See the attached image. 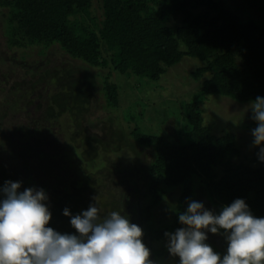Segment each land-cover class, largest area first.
Instances as JSON below:
<instances>
[{"label": "trees", "instance_id": "trees-1", "mask_svg": "<svg viewBox=\"0 0 264 264\" xmlns=\"http://www.w3.org/2000/svg\"><path fill=\"white\" fill-rule=\"evenodd\" d=\"M99 3L93 9V0H0L7 47L41 49V59L35 64L13 59L11 63L20 69L18 76L8 71L15 81L7 87L5 98L0 99V187L11 180L22 182L20 191L29 187L44 189L52 212L47 226L53 224V229L61 233L78 234L63 210L67 207L75 215L81 213L80 209H88L85 204L91 199L87 195L92 189L89 185L93 173L74 170L77 183L70 187L65 183L62 190L57 188L58 182L51 180L59 179L55 175L60 167L48 140L52 142L59 135L54 130V125H59L58 130L73 141L68 144L69 153L81 156L79 160L75 154L82 170L83 155L91 149L74 146L77 140L97 150V169L124 172V178L133 177L137 170L146 171L143 187L135 185L133 193L126 190L120 201L127 204L131 198L133 206L138 203L132 212L133 220L145 227L146 239L142 240L148 248L165 238V232L182 227L178 215L186 210L189 200L204 204L207 201L219 212L222 206L243 198L253 215L264 217V162L258 159L259 148L255 147L248 160L238 159L236 134L215 135L204 123L203 107L212 95L227 96L240 103L264 97V0H236L234 4L230 0ZM60 53L65 54L64 60ZM1 54L3 64L11 61ZM185 57L201 61L191 71L200 83L198 91L179 110L177 141L146 132L140 126L131 131L139 146L154 148L147 169L128 158L118 159L121 167L112 158L99 156L101 149L111 147L107 136L96 133L78 138L91 114L98 78L103 81L106 105L119 108L122 87L111 80L114 71L156 82ZM107 68L110 70L104 73ZM128 114L129 119H135L134 114ZM22 131L29 137H20ZM112 132L110 129L106 133L113 137ZM129 144L134 148L132 142ZM119 148L115 147L116 157L123 151ZM69 153L65 151V156ZM34 158L39 159V169L49 175L48 180L34 179ZM50 161L55 165L51 167ZM169 192L175 199V204L169 206L174 223L166 230L155 229L151 223L154 210L170 197ZM132 197L137 198L136 202ZM164 251L165 247L152 249L154 260L158 261Z\"/></svg>", "mask_w": 264, "mask_h": 264}, {"label": "rangeland", "instance_id": "rangeland-1", "mask_svg": "<svg viewBox=\"0 0 264 264\" xmlns=\"http://www.w3.org/2000/svg\"><path fill=\"white\" fill-rule=\"evenodd\" d=\"M236 0H230V3L234 4ZM100 5L99 0H93V9ZM236 7V6H235ZM1 11V10H0ZM101 12L100 10H98ZM3 12H0V53L1 56L8 60L10 57V62L3 64V61H0V99L5 98V94L7 93V87H11L12 82L15 81V78L12 79V75L18 76L20 69L16 67L15 64L11 62L13 59H17V61H26V63L35 64L38 60L41 59L39 55L40 48H14L13 50L7 47V38L4 33V23L2 15ZM5 53V54H4ZM62 59L64 60L66 57H63L65 54L60 53ZM64 54V55H62ZM59 55H56L55 59H58ZM65 63V66L68 65ZM201 61L199 59L193 57H185L179 64L172 66L168 69L166 74L159 81H150L146 82L136 76H130L121 74L119 72L114 71L112 74V79L121 85V104L119 108H111L106 105V100L103 89V81L101 78L97 79V90L92 94V106L91 114L88 115V112L85 111L84 115L87 116L83 125L84 129L80 131L78 138L85 139L89 136H92L96 133L99 135H104L106 137L107 144L111 145L109 149H101L102 151L99 156H103L104 158L110 157L113 159L114 164H119V166L123 167L120 163V160L130 159L131 161L137 162V166H144L145 169L148 168L149 162L152 160L154 156V148L152 146H139L135 138L132 136L131 131L134 127L140 126L142 130L146 132L159 133L166 135L169 139H174L177 141V129L180 127L179 122V110L183 106L184 102L192 97V95L198 91L199 83L196 81L192 75L191 71L199 66ZM110 69L107 68L103 72L107 73ZM13 73L10 75L9 73ZM23 73V72H22ZM8 74L10 76H8ZM13 80V81H12ZM4 88V90H3ZM1 89L3 91H1ZM3 95V96H1ZM18 95V94H16ZM5 100V99H2ZM251 102L240 103L236 100L231 99L227 96L222 95H212L209 100L204 104V123L209 125L212 129V132L215 135H221L226 132H233L237 136V147L240 151V155L238 159L248 160L251 157L253 150L255 147L252 144L253 137L251 135V130L256 127V123L251 119ZM125 108V109H124ZM124 109V110H123ZM123 111V112H122ZM144 113L143 115H138V113ZM134 114L135 118L133 120L129 119V114ZM138 116H137V115ZM136 115V116H135ZM84 116V117H85ZM129 120V121H128ZM55 124V123H54ZM59 126V125H58ZM57 125H54L55 133H59L56 137H53L52 142L48 140L49 148L54 149L53 155L55 160L58 162L60 170L57 172V176L59 179L56 180L54 177L53 181L58 182V187L62 190L65 186L70 187L77 183L78 176L76 175L78 172L85 173H93L92 183L89 185L92 187L89 194L87 196L91 197L90 202L85 205L97 203V206L100 208V215L106 216L108 213L112 211H122V214L129 213L130 210H133L136 205H132L128 199L127 204L125 201H120V197H124L126 190L129 193H133L134 186L138 185L139 187H143L145 182V174L146 171H134V176L131 178H124V172L117 173L116 170H112L110 172L104 167H100L97 169L96 166L99 165L97 160L100 157H97V150L91 148L86 143L83 145L80 144V140L74 142V146L91 149L88 155L84 154L83 158V166L82 170L81 164L79 160L81 156H79L76 152L69 153L71 150L70 146H68L70 140L64 132L58 130ZM105 128V129H104ZM113 129L112 132L113 137L107 135V130ZM23 139H26V135L22 131L18 134ZM28 136V135H27ZM19 137V138H20ZM29 137V136H28ZM117 140H113V138ZM18 138V139H19ZM36 139V137H35ZM121 139V140H119ZM133 143L134 148L129 144V142ZM73 142V141H72ZM21 143V141H19ZM73 144V143H72ZM119 148L121 154H118L116 157V150ZM86 148V149H87ZM66 149V150H65ZM84 149H82L83 152ZM52 151V150H51ZM65 151L69 154L65 156ZM52 153V152H51ZM105 153V154H104ZM140 154V155H139ZM5 156V154H4ZM75 156V157H74ZM128 156V157H127ZM68 158L67 162L65 161ZM48 162V160L46 161ZM39 159L34 158L32 162V174L34 179H37L42 182L43 178L49 179V175H45L46 173L41 172L39 169ZM50 166L55 165L54 161H50ZM66 164L69 166L67 167ZM47 165V163H44ZM102 165V162L100 163ZM103 166V165H102ZM110 167V166H109ZM113 167V166H112ZM19 168L20 163H19ZM122 169V168H121ZM76 170V173L74 172ZM124 171V170H123ZM121 172V171H120ZM79 174V173H78ZM66 185L64 186V184ZM174 192V191H173ZM86 193V192H85ZM155 210V219L152 223L153 228L157 229H165L169 226L171 227L174 223V217H172V211L169 208L172 204H175L174 196L172 193L169 195ZM125 199V198H124ZM137 198L132 197V201L136 202ZM93 201V202H92ZM205 201V200H204ZM204 204L207 209L216 211V207L211 203ZM129 203V204H128ZM86 208L80 209L81 213ZM155 225V226H154ZM52 224L50 227H54ZM146 226V224H145ZM144 228V229H143ZM143 236L146 239L145 235V227L143 226ZM209 243L214 251L223 254H226L227 251V240L224 234V231L221 230L218 234L207 233ZM218 238L220 240H218ZM148 239V238H147ZM166 238L162 240L153 242L150 245V259H153L152 249H161L165 247L164 254L161 256V262L164 261V255L168 258L174 260L173 264H179L178 256L173 257L167 250L166 247ZM215 243V244H214ZM171 259L168 261L171 262ZM154 260V259H153ZM167 260V258H166ZM159 261V259H158ZM154 260L155 263L158 262ZM167 262V264H172ZM163 263V262H162Z\"/></svg>", "mask_w": 264, "mask_h": 264}, {"label": "clouds", "instance_id": "clouds-1", "mask_svg": "<svg viewBox=\"0 0 264 264\" xmlns=\"http://www.w3.org/2000/svg\"><path fill=\"white\" fill-rule=\"evenodd\" d=\"M252 144L264 162V97L250 104ZM22 182L0 187V264H155L143 243V230L122 211L100 215L97 203L70 218L78 234L47 226L52 219L49 196L42 188L20 191ZM182 227L165 232L166 247L179 264H264V217L253 215L245 199L237 198L219 212L202 201L189 200L178 215ZM224 231L226 254L214 251L207 233Z\"/></svg>", "mask_w": 264, "mask_h": 264}, {"label": "flooded vegetation", "instance_id": "flooded-vegetation-1", "mask_svg": "<svg viewBox=\"0 0 264 264\" xmlns=\"http://www.w3.org/2000/svg\"><path fill=\"white\" fill-rule=\"evenodd\" d=\"M137 205H138V203L136 204V206H137ZM133 211H134V210H130L129 213L127 212V213H124L123 215H127V216L130 218L131 222L136 223L138 226H140L141 228H143L142 223H140L139 221H135V220H133V219H134V216L132 215V212H133ZM143 229H144V228H143ZM144 238H145V237L143 236L142 239L145 240ZM152 256H153V255H152ZM164 258H165L164 261H162L163 263H162V262H161V263L158 262V263H159V264H167L166 261H167L168 259H171V258L166 257L165 255H164ZM166 258H167V260H166ZM153 259H155V258H153ZM153 259H152V260H153ZM159 260H160V259H159ZM171 260H173V259H171ZM178 260H179V257H178ZM153 261H154V260H153ZM173 262H174V260H173Z\"/></svg>", "mask_w": 264, "mask_h": 264}]
</instances>
